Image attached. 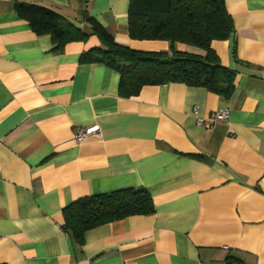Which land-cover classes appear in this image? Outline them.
<instances>
[{
    "label": "crops",
    "instance_id": "1",
    "mask_svg": "<svg viewBox=\"0 0 264 264\" xmlns=\"http://www.w3.org/2000/svg\"><path fill=\"white\" fill-rule=\"evenodd\" d=\"M224 1L234 30L211 48L235 73L227 100L175 82L122 97L116 69L81 59L101 45L86 14L118 45L169 51L129 37V0H0V264H264V0ZM17 2L87 38L58 49ZM221 108L226 120L197 124ZM90 126L77 143L75 128ZM139 187L152 214L98 225L81 244L64 230L76 199Z\"/></svg>",
    "mask_w": 264,
    "mask_h": 264
},
{
    "label": "trees",
    "instance_id": "2",
    "mask_svg": "<svg viewBox=\"0 0 264 264\" xmlns=\"http://www.w3.org/2000/svg\"><path fill=\"white\" fill-rule=\"evenodd\" d=\"M14 10L35 33L50 34L58 49L87 38L81 29L50 8L17 2ZM85 21L101 45L85 52L81 59L103 62L116 69L122 97L136 96L144 86L173 82L203 87L225 100L234 92L235 73L220 63L211 48L213 40H225L234 30L224 0H129V37L167 41L169 51H142L118 45L94 17L86 14ZM177 44L200 49L203 54L180 51ZM153 212L146 189L126 188L76 199L63 210V228L81 244L84 233L91 228Z\"/></svg>",
    "mask_w": 264,
    "mask_h": 264
},
{
    "label": "built area",
    "instance_id": "3",
    "mask_svg": "<svg viewBox=\"0 0 264 264\" xmlns=\"http://www.w3.org/2000/svg\"><path fill=\"white\" fill-rule=\"evenodd\" d=\"M229 111L227 108H221L218 111L214 112L208 119L198 118L197 124L200 126H205L208 129H212L213 125L216 121L226 120L228 118ZM98 132V128L96 126H90L86 128H75L73 132V137L77 143H81L91 135ZM196 264H204L202 262H197ZM217 264H236L234 262L222 261Z\"/></svg>",
    "mask_w": 264,
    "mask_h": 264
}]
</instances>
